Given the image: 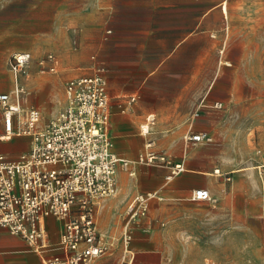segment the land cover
<instances>
[{"label":"rangeland","instance_id":"rangeland-1","mask_svg":"<svg viewBox=\"0 0 264 264\" xmlns=\"http://www.w3.org/2000/svg\"><path fill=\"white\" fill-rule=\"evenodd\" d=\"M170 12L179 23L193 17L196 33L206 22L217 24L219 61L228 75L227 84L222 87L221 76L210 93L226 98L209 101L207 86H196L198 100L184 130L154 129L155 149L184 170L165 183L161 166L137 165L139 176L124 175L103 225L122 220L132 195L158 189L148 218L132 230L137 260L152 250L158 264H264V0H0V92L14 87L12 54L31 52L26 106L39 107L47 122L63 106L67 81L93 74L97 58L107 63L114 33L122 39L139 26L165 24ZM153 38L146 44L148 58L170 47ZM48 53L58 59L55 73L40 70ZM199 130L213 142H187L189 132ZM126 139H117V150L134 159L144 143L139 127ZM202 185L214 201H192ZM121 250L97 261L121 264Z\"/></svg>","mask_w":264,"mask_h":264},{"label":"built area","instance_id":"built-area-1","mask_svg":"<svg viewBox=\"0 0 264 264\" xmlns=\"http://www.w3.org/2000/svg\"><path fill=\"white\" fill-rule=\"evenodd\" d=\"M32 60L28 51L12 54L9 69L14 87L0 92V142L30 138L29 150L17 158L0 153V225L28 242L44 264H94L117 243L124 252L121 264H134L133 227L148 218L158 193H139L130 199L119 239L99 228L98 211L118 193L120 171L135 176L136 164L169 167L166 178L170 180L184 168L157 151L154 141L147 142L136 160L115 153L106 68L101 64L93 65V74L67 81L62 108L43 121L39 107L26 106L25 81ZM39 64L41 72L55 73L58 59L48 53ZM153 122L149 117L141 133L148 135ZM185 138L192 144L213 142L207 132H191ZM192 200L212 202L214 198L208 189L200 188L192 192ZM49 218L62 223L56 244L49 240Z\"/></svg>","mask_w":264,"mask_h":264},{"label":"crops","instance_id":"crops-1","mask_svg":"<svg viewBox=\"0 0 264 264\" xmlns=\"http://www.w3.org/2000/svg\"><path fill=\"white\" fill-rule=\"evenodd\" d=\"M223 10L226 11V8H223ZM161 16L163 17V15ZM166 17L169 20L165 24L149 28L139 26L137 33H133L131 36H124L122 39L119 38V33H114L109 40L111 51L108 54L107 63L99 58L95 61L96 64H101L106 68L111 109L110 132L114 140V151L118 156L129 160H136L149 141H154L155 148L158 149L156 140L153 138V132L156 127L176 128L177 131L184 130L186 121L191 114L193 115L196 100H198V96H196L198 88L196 89V86H200V89L202 85L207 86L206 94L209 101H215L216 99L225 100L226 98L225 95L216 97L210 93L214 85L219 83L217 79L221 76L222 87L225 86L228 75L226 67L220 64L219 61L218 48L220 42L215 36V33L218 32L217 24L206 22L204 27L201 28V32L196 33L193 17L190 21L187 18L185 23H179V15L176 16L173 12H170ZM107 32L109 34L111 30ZM164 33L166 35H163ZM152 36H154L152 41L170 46L160 54V57L158 54L152 58H148L146 55V44ZM196 47H198L197 50ZM231 72H233L232 69ZM234 73H237L235 69ZM131 98H134V100L131 101ZM149 117L153 118L154 122L149 124V134L144 135L141 133V127L147 124ZM190 126L191 128L193 127L192 124ZM138 127L140 134L144 137V143L141 150L138 151L137 157L132 159L117 150V139H123L124 141L126 137H129L130 133L137 132ZM2 132L3 122L1 118L0 134ZM196 132L208 133V131L202 130ZM19 138L20 141L18 140L16 145L0 147V153L7 154L11 158H17L20 153L27 151L25 146L29 150L30 138L28 136H20ZM170 161L172 164H178L172 162V160ZM137 165L154 167L136 164L133 166L136 171L135 176H130L127 172L120 171L118 174V193L116 196L106 199L102 204V208L98 211L99 228L102 231L110 232L118 239L124 229L126 210L130 199L139 193L156 192L160 196L158 189L137 192L127 200L121 221L116 223L112 220L108 225H103L105 224L104 214L106 210L111 209V204L121 191L120 183L124 175L132 178L139 176L137 175ZM159 168L164 169V178L170 175L171 168ZM177 175L170 180L166 178L165 183L173 181ZM206 186L202 185L196 189L204 188L209 190ZM47 230L50 242L58 243L62 231V223L55 218H49L47 220ZM130 248L134 253L133 241H131ZM121 249L122 245L117 243L111 254L116 251L122 252ZM148 251L150 252L147 255L140 257L138 260L135 258L134 264H158V256L152 250ZM97 260L94 264H105ZM0 264L44 263L28 242L19 236L13 235L0 225Z\"/></svg>","mask_w":264,"mask_h":264},{"label":"bare ground","instance_id":"bare-ground-1","mask_svg":"<svg viewBox=\"0 0 264 264\" xmlns=\"http://www.w3.org/2000/svg\"><path fill=\"white\" fill-rule=\"evenodd\" d=\"M220 171L219 170H215V173H219Z\"/></svg>","mask_w":264,"mask_h":264}]
</instances>
